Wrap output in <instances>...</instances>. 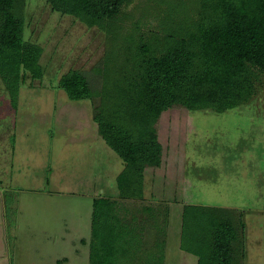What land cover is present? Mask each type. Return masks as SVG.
<instances>
[{
  "label": "rangeland",
  "instance_id": "1",
  "mask_svg": "<svg viewBox=\"0 0 264 264\" xmlns=\"http://www.w3.org/2000/svg\"><path fill=\"white\" fill-rule=\"evenodd\" d=\"M23 2L24 39L42 48L43 76H24L16 107L0 79V136H8L0 142H7L12 177L0 187L7 228H16L20 217L21 228L30 233L61 234L60 254L68 256L70 264H84L68 245L77 242L82 250L81 239H91V201L118 197L115 178L124 166L97 133L92 117L99 99L69 100L58 82L68 71L78 70L97 89L102 79L95 72L107 56L111 62L103 75L108 84L128 78L124 49L135 48L140 38L156 42L187 34L198 18V0H129L103 28L53 12L45 0ZM257 75L254 95L234 109L215 113L174 108L160 117L162 164L146 170L142 182V198L156 202L131 211L158 225L164 205L171 203L166 210L171 224L161 231L169 235L168 264H179L182 258L195 264L193 255L182 250L177 254L176 248V226L188 204L226 209L239 235L233 264H264V71ZM113 215L132 241L118 245L115 264H157L155 253L164 251V241L157 248L158 238L152 241L139 223L123 220L117 204ZM136 245L147 250L139 254Z\"/></svg>",
  "mask_w": 264,
  "mask_h": 264
},
{
  "label": "trees",
  "instance_id": "2",
  "mask_svg": "<svg viewBox=\"0 0 264 264\" xmlns=\"http://www.w3.org/2000/svg\"><path fill=\"white\" fill-rule=\"evenodd\" d=\"M45 1L53 12L103 28L116 20L129 0ZM23 5V0H0V79L12 107L24 76H43L42 48L24 39ZM197 5V21L187 34L167 35L156 42L140 38L135 48L124 49L129 76L121 82L111 85L105 79L108 56L95 72L102 79L97 89L78 70L68 71L58 82L69 100L99 99L92 119L98 135L123 162L115 178L122 199L142 198L145 170L162 164L157 125L163 112L234 109L254 95L257 71H264V0H198ZM115 206L105 197L92 201L89 264H115L118 245L132 242L130 233L117 227ZM227 212L220 207L183 206L179 248L195 256L196 264H233L239 235ZM163 244L161 240L156 247ZM158 251L156 263L163 264L164 251Z\"/></svg>",
  "mask_w": 264,
  "mask_h": 264
},
{
  "label": "crops",
  "instance_id": "3",
  "mask_svg": "<svg viewBox=\"0 0 264 264\" xmlns=\"http://www.w3.org/2000/svg\"><path fill=\"white\" fill-rule=\"evenodd\" d=\"M7 134L6 137L0 136L1 139L7 140ZM160 142V141H159ZM14 143V142H13ZM7 142L2 140L0 142V187L3 185L4 181L12 180V177L8 175L9 173V152L6 148ZM12 151H10V154ZM153 169V168H148ZM146 169V170H148ZM145 170V171H146ZM120 173V172H119ZM108 198V197H107ZM94 199V198H93ZM92 199V201H93ZM112 201H115L117 204V209L119 211V214L121 215L123 220H130L133 224L139 223V227L143 230H147V236H153V240L157 237L158 240H163L165 243V249H164V262L163 264H168V252L170 250L168 246V233L165 234V236L161 235V231L166 227L170 226L171 224V214L170 212L167 213L166 210L171 209L170 205L166 203L164 205L165 211L163 213V219L160 224L156 225L154 220L152 219H140L134 217L133 213L134 211H131L132 208L137 207V210H143L142 204H150L155 203L156 201L153 199V197L148 198H140V199H122L119 196L117 198H109ZM91 201V205H92ZM5 204L6 201L2 197V190L0 188V264H70V259L68 256H62L61 253V246L59 244L61 240V234L57 237L54 235H47L46 232H43L42 234H33L30 233L26 228H21L22 223L20 222L21 218L19 217L17 220L16 228L8 229L9 221L6 217V211H5ZM137 204V205H136ZM169 205V207H168ZM121 211H124V213H121ZM132 215V216H131ZM161 215V214H160ZM132 218V219H130ZM155 223V224H154ZM158 223V222H157ZM157 226V227H156ZM181 226V216H180V222L176 226V236H177V254H181L182 251L179 248V229ZM156 228H159L158 230ZM146 233L143 232L142 238L144 237ZM52 237V239H51ZM160 238V239H159ZM163 238V239H162ZM143 240V239H142ZM141 240V241H142ZM160 240V241H161ZM89 241L87 238L81 239L82 244V250L77 249L76 243H74L73 246H69L68 248H73L76 255L79 257H82V262L84 264H89ZM50 242V244H49ZM150 243V242H149ZM150 245H153L150 243ZM137 252L139 254H144V250H147V246H140L136 245ZM149 247V246H148ZM150 248V247H149ZM73 251V252H74ZM143 251V252H142ZM125 252V251H123ZM147 253V252H146ZM176 254V255H177ZM195 257V256H194ZM143 262V260H140ZM197 263V258L195 257V264ZM179 264H188V260H185L182 258L181 262Z\"/></svg>",
  "mask_w": 264,
  "mask_h": 264
}]
</instances>
